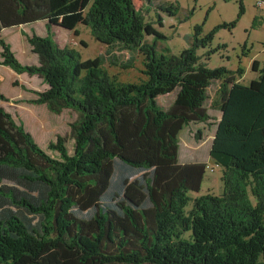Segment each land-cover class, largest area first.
I'll list each match as a JSON object with an SVG mask.
<instances>
[{"label":"trees","instance_id":"16d2710c","mask_svg":"<svg viewBox=\"0 0 264 264\" xmlns=\"http://www.w3.org/2000/svg\"><path fill=\"white\" fill-rule=\"evenodd\" d=\"M141 1L137 8L134 0H0V33L44 21V36L26 35L36 64L21 63L0 37V65L47 85L19 101L77 113L70 154L66 136L44 150L0 106V264H264V62L252 61L259 75L248 85L240 69L207 67L197 49L216 28L198 38L199 25L190 47L158 53L164 35L155 24L178 7ZM150 10L154 21L145 18ZM79 25L106 47L102 54L82 59L50 36L57 26L79 36ZM137 54L139 81L108 71L106 64L132 68ZM214 81L210 106L219 118L206 106ZM0 101L10 100L0 92ZM212 119L209 156L223 187L198 195L207 164L178 162L179 133Z\"/></svg>","mask_w":264,"mask_h":264},{"label":"rangeland","instance_id":"374dc122","mask_svg":"<svg viewBox=\"0 0 264 264\" xmlns=\"http://www.w3.org/2000/svg\"><path fill=\"white\" fill-rule=\"evenodd\" d=\"M164 3H173L178 7L176 14L171 16L162 13V27L155 24L156 29L164 35V38L157 39L155 48L158 53L177 54L182 49L190 47L194 42L195 26L199 25L201 30L198 38L204 37L208 32L216 28L211 42L204 48L197 49V54L201 57L209 68L225 67L232 71L241 70L238 77L239 82L248 85L251 80L258 78L259 72L251 69L254 59L261 64L264 62V3L260 5L257 0H159ZM135 6L140 8L141 0H134ZM154 9V8H153ZM145 18L154 21V10L144 12ZM234 23L233 26H230ZM218 26H220L218 28ZM33 28L38 29L33 26ZM40 29L43 27L40 25ZM79 36H75L72 31L63 27H53L50 33L51 38L58 42L60 46H72L77 49L82 59L93 58L102 54L106 47L98 42L91 33V29L85 25H79ZM38 32V31H37ZM1 34V33H0ZM46 34V33H45ZM1 37V35H0ZM3 39L8 42L13 51L16 52L17 59L23 64L37 63L34 55H24L22 44L13 38L10 31L2 32ZM149 43L154 42V36L146 37ZM80 40L85 41L86 46H82ZM24 42V41H23ZM214 49V50H213ZM210 54L207 56V52ZM119 58L126 60V51H116ZM36 60V61H35ZM142 55H136L133 67L122 70L117 67H106L109 72L116 74L119 80L125 82H136L144 78L141 73ZM9 67L0 66V92L14 98L21 92L29 95L30 91L12 86L13 77ZM7 69V70H6ZM10 69V68H9ZM9 71V72H8ZM41 78L29 76L27 73L18 74L16 80L26 87L42 89ZM218 81L212 82L208 88L209 98L206 106L211 116L217 118L219 112L212 109L210 104L218 87ZM45 85V84H44ZM175 97V92L161 96L157 99L160 106L167 108ZM2 106L13 115H17L24 129L32 136L34 142L46 150L50 141H55L56 135L67 137L66 146L69 153L73 151V138L70 135L69 123L77 119V113L71 109H64L61 113H53L46 105L28 104V107L35 110L38 118L31 115L26 109H15L8 101L0 102ZM27 107V106H24ZM38 119V121H37ZM198 131L201 132L197 139ZM215 132L214 120L209 123H190L179 133L178 162H205L206 172L198 195L205 193L219 194L222 191L221 168L216 166L209 156L211 141ZM51 155L55 152L47 150Z\"/></svg>","mask_w":264,"mask_h":264},{"label":"crops","instance_id":"0c3cea01","mask_svg":"<svg viewBox=\"0 0 264 264\" xmlns=\"http://www.w3.org/2000/svg\"><path fill=\"white\" fill-rule=\"evenodd\" d=\"M40 25L43 27V30L42 29H40ZM33 26H35V27H37L38 29H34L33 28ZM3 31H10L11 32V34L13 35V38H15V39H17V40H19L20 41V43L22 44V51H23V54L24 55H35V54H33L32 52H31V49H30V45L28 44V42H27V40H26V35H30L32 32H35L36 34H39V35H42V36H44L45 35V28H44V21H35V22H32V23H26V24H20V25H16V26H12V27H8V28H4V29H2V31H1V37H2V32ZM38 31V32H37ZM3 38V37H2ZM24 41V42H23ZM12 48V47H11ZM0 50H1V48H0ZM13 50V49H12ZM14 53L16 54V52L14 51ZM17 55V54H16ZM36 56V55H35ZM36 61V60H35ZM35 64H36V62H35ZM1 66V65H0ZM7 70V69H6ZM8 70L11 72V78L13 77V81H15L16 80V77L18 76V74L17 73H15L14 71H12L11 69H9L8 68ZM8 71V72H9ZM41 80V79H40ZM17 81V80H16ZM12 84V83H11ZM44 86V87H42V89H37V88H34V87H26L23 83H21V82H19L18 81V86H16V87H20V89H23V88H25V89H31V90H38V91H41V90H44L46 87H47V85L45 84L44 85V83L42 82V80H41V86ZM23 87V88H22ZM27 94H30L31 96H29V95H24L22 92L18 95V96H16V97H14V98H9V97H7L10 101H8L12 106H14L15 105V109H26L27 111H30L31 112V115H33L34 117H36V118H38V114H34V112H35V110L33 109V108H30V107H28V103H26V102H22V101H19V100H22V99H31V98H34L35 97V95L32 93V92H30V93H27ZM12 101H17V103H14V102H12ZM1 102V101H0ZM42 105V104H41ZM0 106H2V104H0ZM24 106H27V107H24ZM37 106H39V105H37ZM12 116H13V118L15 119V120H17V115H13L12 114ZM220 117V114L217 116V118H219ZM37 121H38V119H37Z\"/></svg>","mask_w":264,"mask_h":264}]
</instances>
